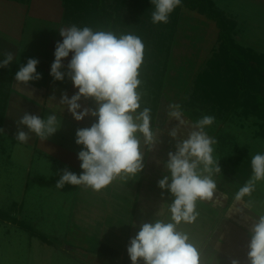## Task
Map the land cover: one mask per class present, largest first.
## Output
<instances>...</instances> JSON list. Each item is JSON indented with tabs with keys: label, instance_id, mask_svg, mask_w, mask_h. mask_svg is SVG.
I'll use <instances>...</instances> for the list:
<instances>
[{
	"label": "rangeland",
	"instance_id": "rangeland-1",
	"mask_svg": "<svg viewBox=\"0 0 264 264\" xmlns=\"http://www.w3.org/2000/svg\"><path fill=\"white\" fill-rule=\"evenodd\" d=\"M10 1L33 4L34 9L31 12L33 17L62 22L64 11L62 0ZM215 2L216 8L222 10L234 22V27L230 29L232 43L264 56V0H215ZM181 25L156 113L157 143L152 149L162 147L163 153V147L174 151L175 141H172V145L169 137L162 141L163 137L160 134L169 135L173 128H177L178 139H185L192 130L191 125L195 123L194 116L188 108L184 107L182 100L191 91L196 73L203 68L205 61L218 44V29L207 18L186 11ZM4 58L3 53L0 52V61ZM12 68V63L7 68H0V88L4 91L12 89V81L9 78ZM64 70L65 68L62 69ZM70 81V79L66 80L67 85ZM142 92L145 93V91ZM90 101L95 108L94 101ZM174 104L181 106L182 118L185 121L183 125L168 114L169 105ZM148 105L150 106L151 102H148ZM16 109L19 110V107ZM49 115H52L50 110L46 111L44 119ZM213 116L215 117L213 125L205 129L210 137H214L215 133L214 138L217 144L213 146V156L219 159L221 167V175L215 177L218 187L213 198L218 199L222 207L224 206L222 217L225 216L235 224L237 232L235 243L238 244V250L247 255V251L244 252L241 249H245L249 242L250 222L258 214L264 213V181L257 182L251 197H245V200L253 201V207L244 208L234 198L239 188L244 185L231 180L227 172L238 156L252 159L257 153L264 154V137L261 135L264 117L256 114L245 115L240 110L228 116L226 112L216 113ZM60 121H62L61 128L46 140L47 143L59 147L62 144L66 149L81 151L83 146L75 143L76 131L79 127L62 119ZM11 135L4 132L3 125L2 132H0V207L27 221L37 231L46 234L52 243L42 241L37 236L31 235L27 229H22L10 221L0 220V264H131L127 253L124 258L118 255L119 250L127 247L123 241L126 228H128L129 214L124 211L115 214L112 208L121 199L120 197L130 198L143 187L145 178L143 171L137 174L133 181L126 184L119 183L120 186L118 185L116 189L112 188L114 183L99 192L83 185L70 184H66L63 189H57L55 185L63 169L67 168L77 175L83 170L77 172L68 167L60 158L53 159L46 156L38 144L34 148L27 149ZM160 156L162 162L159 157L158 162L165 165L167 158H162L161 154ZM147 164L148 160L145 158L144 166ZM160 165L156 164V161L153 162L150 173L156 177L153 176L151 186L146 187L148 195L161 198V200L153 201L155 202L153 207L155 211H158L157 215L156 212L155 215H151L152 221L156 218L164 220L170 218L168 207L173 199L167 191H164L162 196V190L157 186L162 174L159 169ZM164 175H170V173L166 170ZM157 176H159L158 179ZM107 206H112V214L106 220ZM132 206L133 210L140 207L137 204ZM209 206L197 202L199 213L197 220L192 224L182 223L180 225V228L189 234L192 242L199 248L203 245L206 231L209 228L208 223L213 219L203 214V210L212 211V206ZM143 211V207L137 209L136 215L140 213L141 217ZM147 218L148 216L139 218L138 222L141 223V220L145 221ZM106 223L110 235L114 236V243L110 245L107 252H97L95 250L100 248L101 238H110L107 232L104 237L101 234V229ZM226 225L227 222L223 220L222 229ZM129 238L131 239L130 234ZM84 243H94L95 247L90 251L84 248ZM216 260L218 262V258ZM244 260L239 259L238 261L248 264L247 258Z\"/></svg>",
	"mask_w": 264,
	"mask_h": 264
},
{
	"label": "clouds",
	"instance_id": "clouds-1",
	"mask_svg": "<svg viewBox=\"0 0 264 264\" xmlns=\"http://www.w3.org/2000/svg\"><path fill=\"white\" fill-rule=\"evenodd\" d=\"M151 3L153 24L168 23L170 14L181 6V0H151ZM59 34L63 40L56 43L50 75L55 81H63L67 75L78 89L71 98L62 93L59 102L67 105V111L76 121L90 116L95 122L76 131L75 143L83 146L78 152L83 171L77 175L63 169L55 187L83 185L99 192L117 179L128 182L144 169L143 148L150 146L151 150L157 143L151 127V109L141 110L144 93L139 90L140 69L145 45L139 36L131 33L117 35L111 30H93L87 26L61 28ZM70 53L64 72L62 61ZM3 55L0 68H7L16 56L11 51ZM38 63V59L29 58L15 74L17 84L27 86L30 81L41 79ZM81 100L94 101L95 108L83 107ZM169 108L168 114L180 125L185 124L181 106L174 104ZM214 121L211 115L198 119L185 139H178L177 128L169 132L176 140L175 150L167 153L165 164L170 175H162L157 186L162 196L167 191L173 198L168 207L170 218L141 222L127 246L131 264H214L215 258H205L189 234L180 228L182 223L192 224L197 220V202L212 200L218 187L215 177L221 175V167L219 159L213 156L217 140L205 131ZM61 123L55 114L43 119L25 112L18 121L15 139L27 143L31 139L29 133H34L46 141L61 128ZM19 126H26L29 131ZM251 169L250 179L234 197L244 208L253 207V201L245 197H251L257 182L264 181V154L252 157ZM248 235V264H264V213L250 222ZM231 264L239 261L233 259Z\"/></svg>",
	"mask_w": 264,
	"mask_h": 264
},
{
	"label": "trees",
	"instance_id": "trees-1",
	"mask_svg": "<svg viewBox=\"0 0 264 264\" xmlns=\"http://www.w3.org/2000/svg\"><path fill=\"white\" fill-rule=\"evenodd\" d=\"M62 3V24L67 27L87 26L93 30H111L117 35L131 33L142 39L145 52L140 79L144 83L140 90L145 93L141 107L151 109L153 131L175 41L186 11L207 18L218 29L217 47L196 73L191 91L182 100L184 107L193 114L195 122L205 115L226 112L228 116L239 110L245 115L264 117V56L232 43L230 29L234 27V22L216 8L215 0H181V6L170 14L166 24L151 22L154 10L151 0H62ZM12 66L11 81L15 60ZM9 96L10 89L4 91L0 88V130L4 125ZM150 97L151 100L148 99ZM148 102H151L150 106ZM213 135L215 137V133ZM261 135L264 137V126ZM227 173L231 180L244 185L252 174L251 158L238 156ZM0 220L10 221L42 241L52 243L46 234L2 207Z\"/></svg>",
	"mask_w": 264,
	"mask_h": 264
},
{
	"label": "crops",
	"instance_id": "crops-1",
	"mask_svg": "<svg viewBox=\"0 0 264 264\" xmlns=\"http://www.w3.org/2000/svg\"><path fill=\"white\" fill-rule=\"evenodd\" d=\"M34 9V5L31 4H23L18 1H1L0 0V52L4 53L6 51H11L16 56L15 57V70L12 77V89L10 91V96L8 100V107L6 112V118L4 123V132H8L12 134L14 140L18 130V121L24 115L25 112L30 114H35L40 116L41 118H45L46 111L50 110L52 114H55L58 119H62L63 121H67L69 124L77 125L79 128H87L90 127L93 123V117H85L82 121H76L70 112L67 111V105L61 104L59 101L61 99L62 93H67L69 98L74 95L78 89H76L73 83L70 81V84L66 82L68 81V77L65 76L63 81H55L53 77L50 75L51 65L54 62L55 56V46L56 43L62 42L63 38L59 34V29L67 28V26L63 25L62 22L54 21L52 19H42L33 17L31 13ZM32 15V16H31ZM71 53L68 58H65L62 63L65 65V70L67 72V64L71 59ZM29 58L38 59L39 63L37 65V72L41 74V79L36 81H30L27 86L17 84L15 80V74L19 71L22 65H26ZM17 88V90H16ZM80 103L83 107H91L90 100H81ZM19 107V110L16 108ZM14 110V111H13ZM62 122V121H61ZM14 125H16L14 127ZM21 130L28 132L26 126H19ZM152 127V122H151ZM8 130V131H7ZM156 133V131H154ZM31 135V139L27 143L24 144L27 149L34 148L38 144V146L44 150L46 156L52 157L53 159L60 158L64 161L68 167L71 169L81 172L80 168L81 161L78 159V152L76 150H70L64 148L62 144L61 147L57 145H51L47 143V141H42L38 136L34 133H29ZM162 135L163 140H166L167 137L171 138L170 144L172 145L173 140L169 135ZM166 138V139H165ZM175 146V145H174ZM150 146H145L143 148L144 160L145 158L148 160V164L144 166L143 169V187L138 189L135 192V195L129 197H120L114 208L112 206L108 207L107 218H110V214H112L111 208L114 209L115 214H119V212H125L129 214L128 217V228H126L125 232V240L123 241L124 245H129L130 238L128 239V235L130 234L131 238H133L136 233L139 231V218H143L148 216L145 221H152L151 215H157V211L154 209L155 201L161 200L160 197L150 196L147 193L146 187L151 186V178L156 177L154 174L152 175L151 168H153L152 164L156 161V164L160 165V173L162 175L166 172V167L163 163L158 162V157L160 162V154L162 158H167V153L169 150L166 147H163L164 153L161 151L162 147H158L155 149H151L150 153H148ZM159 156H158V155ZM158 156V157H156ZM165 162V160H164ZM156 167V166H155ZM154 176V177H153ZM159 176H157V179ZM131 178L128 182L133 181ZM127 183L123 180L117 179L113 183L112 188L116 189L119 183ZM131 185V184H130ZM120 186V185H119ZM140 187V186H139ZM135 196V197H133ZM218 200V199H217ZM217 200L209 201H198L202 202L204 205H211L212 211L205 212L203 210V214L209 215V218H213L212 221L208 223L209 228L206 231L203 245L200 248L202 254L207 259L215 258L214 264H231L233 259L239 260L247 258L243 252L238 250V244L236 242V228L228 218L225 216L222 217V212H224L221 202ZM133 204L140 205L139 208L143 207L144 211L140 217V213L136 215L137 209L133 210ZM128 205V206H127ZM210 207V206H209ZM86 211V210H85ZM87 212V211H86ZM113 217V216H112ZM118 217V216H117ZM124 218H122L123 220ZM159 218H156V220ZM161 219V218H160ZM104 219V222L106 221ZM114 220H116L114 218ZM223 220L227 222V225L224 229H222ZM131 221V222H130ZM133 221V223H132ZM142 222V220H141ZM233 224V227H231ZM102 237L107 232L110 238H101L102 243L100 244V248L96 249L97 252L105 253L108 251L111 244L114 243V236L110 235V230L108 225H106L101 229ZM118 242V241H117ZM84 248L88 250H93L95 244H87L84 243ZM125 247L124 250H119L118 255L121 258H124L127 250ZM111 250V249H110ZM109 250V253H110ZM242 251H248L247 247L245 249H241ZM118 251V250H117ZM128 254V253H127ZM104 256L103 254H101ZM218 258V262L217 259ZM243 261L239 262L242 264Z\"/></svg>",
	"mask_w": 264,
	"mask_h": 264
}]
</instances>
